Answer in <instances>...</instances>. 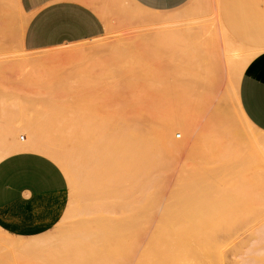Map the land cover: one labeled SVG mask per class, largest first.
Returning <instances> with one entry per match:
<instances>
[{
    "label": "rangeland",
    "instance_id": "374dc122",
    "mask_svg": "<svg viewBox=\"0 0 264 264\" xmlns=\"http://www.w3.org/2000/svg\"><path fill=\"white\" fill-rule=\"evenodd\" d=\"M110 14L101 36L29 51L21 41L26 18L17 0H0V95L5 107L0 159L29 150L31 134L21 126L43 108L48 111L53 101V109L57 105L66 113L88 104L101 114L119 111L156 133L163 123L160 116L172 114L188 121L192 131L170 132L183 147L161 150L163 162L169 161L160 166L162 173L159 168L156 172L163 203L173 202L172 191H183L188 205L167 214H85L77 211L78 189L67 178L66 192L29 199L0 224V264H264V129L247 117L239 93L243 72L264 53V0H189L163 12L115 0ZM56 111L49 114L58 125L67 117L60 112L56 121ZM57 127L48 132L60 133L63 127ZM97 191H89L93 194L88 198L97 199ZM114 230L136 235L134 246L68 245L82 233L107 238ZM5 238H41L47 246L38 247L43 252L38 256V248L23 250L3 242ZM116 252L131 257H102Z\"/></svg>",
    "mask_w": 264,
    "mask_h": 264
},
{
    "label": "bare ground",
    "instance_id": "6f19581e",
    "mask_svg": "<svg viewBox=\"0 0 264 264\" xmlns=\"http://www.w3.org/2000/svg\"><path fill=\"white\" fill-rule=\"evenodd\" d=\"M204 56H206V55H204ZM208 58H207V61H208ZM200 61L202 62V60H200ZM203 62H204V60H203ZM205 66H206V64H205ZM199 67L201 69V65ZM204 69H206V68H204ZM201 73H203V72H201ZM132 79H134V78H132ZM52 97H53V95L50 96V98H52ZM50 98H48V99H50ZM86 98H89V97L87 96ZM48 99H46V100H48ZM52 100H53V98H52ZM48 103H49V100L47 101L46 104H48ZM81 103L83 105L85 104L83 102H81ZM118 103L119 102H117V104ZM168 103L170 104V102H168ZM51 104L54 105L55 102L54 101H53V103L50 102L49 106L47 105V108L50 107V109L48 111L46 108H43V110H41V112L38 111V115H36L37 117L39 116L38 119H37V117H32L34 120H32V118H31L30 119L31 121L28 120L25 122L26 124H23L21 126L22 130L24 128V129H26L25 131H29L31 134V140H30L29 144L26 146V149H29L30 151H35V152L44 154V155L48 156L49 158H51L52 160H54L60 166V168L63 170L66 178H68V182L71 185H74V186L76 185L75 188L77 187L78 195H79V196H77L78 197L77 201H76V198L74 199L76 201V203L78 202L77 204L75 203L76 204L75 207L79 204V206H78L79 209H77V211L83 210V213L85 212V214L88 213V212H86V210L89 211V213H95V212L99 213L100 211H104V212L109 211L111 213L112 212L115 213L118 211V212H122L123 214L124 213H132V212L139 213V214H151L154 212L156 213L158 211H162V213L166 212V214H167L170 212L178 211L179 209L182 208V206L187 207L188 200H187V197L184 198L186 192H183V191H172L171 198H172L173 202L169 201V202L163 203L164 197H162V195H161L162 193L160 191V186H159L162 184V181L159 178L158 172H156V170H158V168H159V171L161 172V170L164 168L161 169L160 166L162 164L164 166V163H166V162L168 163V161H169V159H167V161L163 162L164 157H163V155L160 154L161 150L162 151L164 150L163 151V153H164V152H167V150L172 151V150H177V149H180L183 147L182 143L177 142L175 139H173L170 136V134H171L170 132H172L175 129H178V130H185L186 129L189 132H191L192 127L188 121H186L182 117L174 116L172 114L163 115V117L160 116L163 119V123H160L161 125H159L160 127L158 128V131L156 133V132H151L149 130H145L144 128H142L143 126L142 127L140 126L141 124L139 125V123L137 124V123H135V121L133 122V119L132 120L129 119L128 116L125 117L124 115H121V113L119 111L101 114L97 111V109H95L97 107L92 106V104H88L86 107L84 106L81 109L79 108V110L77 109V107H75L77 110L73 109V107H72V109L76 110V111L67 112L68 113V116H67V113L63 112V107H61L62 109L60 108L58 110V106L56 105V107H54V109H53L52 108L53 106H51ZM77 104H80V102H78ZM164 106H166V105H164ZM116 109H117V107H116ZM138 109H139V107L137 108V111H138ZM50 110H52L53 112L56 110L58 111V113L54 114V115L57 114V117H58V118L55 117L56 121L61 116L59 114L64 113L63 116H65V113H66L67 119L64 117V121H66V123L62 120L63 118L59 119L62 123L64 122L65 125L61 126L60 125L61 122L58 125L55 124L54 123L55 119L53 118L52 115L49 114V112H52ZM69 110H71V108ZM39 112H40V115H39ZM60 112H62V113H60ZM70 113H72L73 115H70ZM136 113H138V112H136ZM50 116H52V118L54 119V120L53 119L52 120L54 122H51L52 120L50 119ZM139 116L140 115H138V117ZM152 116H154V115H152ZM130 117H132V116H130ZM35 119H37V121L39 123L35 122L36 121ZM49 119H50V121H49ZM50 122H51L50 125H52L53 123L55 124V126H54L55 129L57 126H58L57 127L58 129L60 127L61 128L63 127L62 129H59L60 133L57 134L56 133L57 131H52V133L48 132L50 130L49 128H53V125H54L53 124L52 126L49 127L48 123H50ZM46 125H48V126H46ZM53 129H51V130H53ZM61 130H62V133H61ZM159 130L161 131L162 134L159 132ZM53 132H55L57 135H52ZM209 134H208L207 142H209V144H211L212 143L211 142L212 135L211 134L209 135ZM15 149H24V147H17ZM173 152H175V151H173ZM166 157L168 158V156H165V159H166ZM167 170H169V169H167ZM103 183L105 185L104 188L102 187ZM165 183H166V181H165ZM94 184H96V186ZM97 184L100 186V188H98V189H97V187H99V186ZM75 188H73V189H75ZM92 190H94V191L99 190V191H97V193H99L98 195H100V196L99 197L96 196V197H98L97 199H91L90 200L88 198V195L93 194V193H89V191L92 192ZM76 191L77 190L75 189L74 192H76ZM74 192H71V193H74ZM170 193L168 195H170ZM94 195H96V193ZM72 197H73V195H72ZM178 198L181 199L180 202H176V200ZM164 200L166 201V199H164ZM73 205H74V203H73ZM67 207H69V205ZM71 210L74 211V208ZM81 211H79V212H81ZM100 213H102V212H100ZM159 213H161V212H159ZM81 214H82V212H81ZM63 218H65V217H63ZM22 219H21V221H23ZM68 219H69V217H68ZM70 223H71V221H70ZM70 223H68V225ZM73 223L76 224V223H78V221L75 222V220H74ZM58 225H59V223H58ZM61 227H63V226H61ZM63 232H65V231H63ZM61 234H64V233L61 232ZM82 234L83 235L80 234L78 240H76L77 237L76 238L75 237L70 238L71 240L74 239L73 240L74 242L71 240L69 241V238L68 239L65 238L67 241V242L66 241L65 242L68 244V241H69L68 245L70 247H74V244L76 245V242H77L78 244H85V246H86V244H90L93 248H97L99 246L100 247H102V246L103 247L104 246L110 247L111 246V247H116V248L119 247V248L125 249L127 247L134 246L135 237H136V235H130V236L127 235L126 231H124V230H114L113 232L110 233V235L113 234V236L105 234V236H110L107 238L101 234L100 235L99 234L94 235L91 233H82ZM54 235H55V233H54ZM144 235L145 234H143V237H144ZM46 236H44V237H46ZM58 236H59V233H58ZM63 238H62V240H63ZM49 239L51 240V238H49ZM2 241L8 242L11 244L16 243L18 246L23 247V250H24V248L31 250V248H38L41 246L42 247L47 246V245H43L44 243L47 242V240L41 239V238L31 239V241L27 240L28 242L21 240V239H13V238L10 239L11 242L6 238L2 239ZM55 241L53 240V243ZM70 243H71V245L72 244L73 245L71 246ZM148 244H149V241L146 243V245H148ZM68 245L65 244L63 246H68ZM58 246H59V244H58ZM58 246H56V247H58ZM68 247H66V248H68ZM38 249L40 250V248H38ZM20 250H22V249H20ZM45 251H46V249H45ZM68 251H69V249H68ZM36 252H35V254H38V256H39V252L41 253L40 255H42V253H43L42 249L40 251L37 250ZM118 253L119 252H116L115 254H102V257L125 260V257H124L125 253H123V255L121 254L122 252L119 254ZM54 255H55V253H54ZM125 255H126V257L127 256L131 257V255H127V254H125ZM43 256H44V254H43ZM45 256H46V254H45ZM69 256H71V255H69ZM36 257H37V255H36ZM49 259H51V258H49ZM52 259H55V258H52ZM50 261L51 260H49V263H50ZM171 262H173V261L172 260L169 261V263H171ZM186 263L187 262H183L181 264H186ZM41 264H43V263H41ZM55 264H56V262H55ZM171 264H175V263L173 262ZM192 264H196V263H192Z\"/></svg>",
    "mask_w": 264,
    "mask_h": 264
},
{
    "label": "crops",
    "instance_id": "0c3cea01",
    "mask_svg": "<svg viewBox=\"0 0 264 264\" xmlns=\"http://www.w3.org/2000/svg\"><path fill=\"white\" fill-rule=\"evenodd\" d=\"M131 1L144 9L163 12L189 0ZM17 3L26 18L22 45L34 51L101 36L115 0H17ZM2 11L5 16V10ZM239 93L247 117L264 129V53L243 72ZM4 113L0 95V134ZM67 189L63 170L48 156L30 150L9 153L0 159V224L11 219L29 199L59 196Z\"/></svg>",
    "mask_w": 264,
    "mask_h": 264
},
{
    "label": "built area",
    "instance_id": "2783aa9c",
    "mask_svg": "<svg viewBox=\"0 0 264 264\" xmlns=\"http://www.w3.org/2000/svg\"><path fill=\"white\" fill-rule=\"evenodd\" d=\"M20 139L22 140L23 138L21 137Z\"/></svg>",
    "mask_w": 264,
    "mask_h": 264
}]
</instances>
